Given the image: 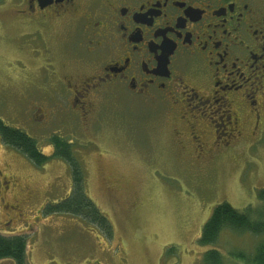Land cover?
<instances>
[{
	"label": "rangeland",
	"instance_id": "rangeland-1",
	"mask_svg": "<svg viewBox=\"0 0 264 264\" xmlns=\"http://www.w3.org/2000/svg\"><path fill=\"white\" fill-rule=\"evenodd\" d=\"M10 1L0 0V118L35 138L48 156L53 135L70 140L86 194L110 225L107 232L78 215L45 214V205L71 194L72 167L58 156L39 165L0 138V232L27 235V264H202L211 247L222 252L224 264H246L230 253H251L262 236L225 228L213 244L199 238L219 203L264 208L257 199L264 187V117L255 140L254 118L243 117L244 143L204 169L191 150L177 148L172 115L155 107L104 103L101 117H72L42 93L52 70L43 69L48 52L34 50L44 38L52 59L62 60L70 32L58 20L35 39L37 27Z\"/></svg>",
	"mask_w": 264,
	"mask_h": 264
},
{
	"label": "flooded vegetation",
	"instance_id": "flooded-vegetation-1",
	"mask_svg": "<svg viewBox=\"0 0 264 264\" xmlns=\"http://www.w3.org/2000/svg\"><path fill=\"white\" fill-rule=\"evenodd\" d=\"M14 1L35 39L58 20L70 32L62 60L44 38L34 45L52 70L42 93L70 116L101 117L103 105L122 102L165 111L177 148L200 169L244 143L243 117L254 118V140L260 133L264 0Z\"/></svg>",
	"mask_w": 264,
	"mask_h": 264
},
{
	"label": "trees",
	"instance_id": "trees-1",
	"mask_svg": "<svg viewBox=\"0 0 264 264\" xmlns=\"http://www.w3.org/2000/svg\"><path fill=\"white\" fill-rule=\"evenodd\" d=\"M0 138L5 144L23 151L31 160L41 165L51 156L65 159L73 171V188L71 194L54 207H43V212H65L83 217L107 232L110 225L106 216L86 194L84 187V174L80 162L73 154L70 140L53 135L51 142L55 146L52 155L48 156L38 147L35 138L24 130L7 125L0 118ZM257 199L264 203V187L257 191ZM48 211V212H47ZM225 228L247 231L262 239L251 253L243 250L231 252L232 258L246 264H264V208L252 203L243 209L236 208L228 202L217 204L202 227L199 242L203 245L215 243L221 231ZM28 237L25 233L0 232V260H12L14 264H27ZM202 264H224V255L219 249L211 247L204 252Z\"/></svg>",
	"mask_w": 264,
	"mask_h": 264
}]
</instances>
